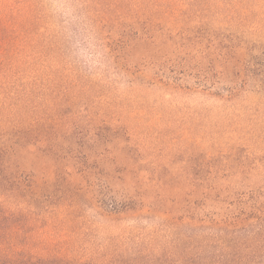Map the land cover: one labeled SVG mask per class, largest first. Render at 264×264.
<instances>
[{"label": "rangeland", "instance_id": "1", "mask_svg": "<svg viewBox=\"0 0 264 264\" xmlns=\"http://www.w3.org/2000/svg\"><path fill=\"white\" fill-rule=\"evenodd\" d=\"M64 4L81 9L102 40L103 55L88 68L74 63L73 41L54 14ZM1 6H14L26 29L32 23L28 37L45 27L35 48L29 41L26 47L40 52L24 56L21 67L36 74L31 87L43 85L33 100L48 97L47 113L36 115L50 113L60 124L53 140L61 153L24 157L41 173L47 197L33 209L8 200L6 190L0 199V210L13 213L6 230L57 240L49 247L34 241L36 252L64 241L69 250L121 255L137 247L138 235L165 226L163 211L179 215L184 198L201 213L208 184L234 202L264 191V0H0ZM158 245L166 246L161 239Z\"/></svg>", "mask_w": 264, "mask_h": 264}, {"label": "trees", "instance_id": "2", "mask_svg": "<svg viewBox=\"0 0 264 264\" xmlns=\"http://www.w3.org/2000/svg\"><path fill=\"white\" fill-rule=\"evenodd\" d=\"M12 8L0 7V199L6 190L4 197L8 200L33 209V205L47 195L42 191L41 173L33 171L34 165L30 170L24 157L29 154L38 157L53 151L61 153V145L53 140L60 124L52 120L50 113L46 118L36 115L48 97L38 93L35 97L44 100H33L35 89L41 92L43 85L31 87L32 81L37 80L36 74L21 67L24 56L31 58L40 52L27 51L26 47L29 41L35 48L36 34L45 27L40 26L37 32L32 28L33 38L28 37L32 23L26 29L24 21L16 17L15 7ZM24 8L30 12L28 3ZM33 18L40 20L38 16ZM31 74H34L32 78ZM45 110L42 109L43 113H47ZM27 112L35 115L27 118ZM47 128L52 136L48 135ZM254 190L257 189L248 192ZM221 192V187L215 183L204 188L200 193L204 198L199 206L203 208L199 210L201 213H196L195 201L190 205L188 198L183 199L184 205L179 202V209L183 208L179 215L163 211V216L167 217L165 226L138 235L137 247L129 245L121 249V255L69 250L68 242L64 241L58 249L44 247L36 252L34 241L49 247L57 240L24 237L17 231L6 230L10 228L9 217L13 213L5 210L6 216L0 210V264H120V259L121 264H264V191L251 192L236 202L227 200V195L220 199ZM219 201L224 205L220 206ZM109 212H113L112 209ZM160 239L165 247L158 245Z\"/></svg>", "mask_w": 264, "mask_h": 264}, {"label": "clouds", "instance_id": "3", "mask_svg": "<svg viewBox=\"0 0 264 264\" xmlns=\"http://www.w3.org/2000/svg\"><path fill=\"white\" fill-rule=\"evenodd\" d=\"M54 14L60 19L66 37L73 41L71 54L74 63L90 67L88 61L104 52L94 24L81 9L69 4L57 5Z\"/></svg>", "mask_w": 264, "mask_h": 264}]
</instances>
